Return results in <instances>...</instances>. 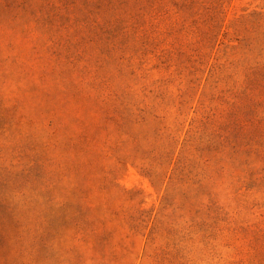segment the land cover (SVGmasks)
Returning <instances> with one entry per match:
<instances>
[{
  "label": "rangeland",
  "instance_id": "374dc122",
  "mask_svg": "<svg viewBox=\"0 0 264 264\" xmlns=\"http://www.w3.org/2000/svg\"><path fill=\"white\" fill-rule=\"evenodd\" d=\"M0 264H264V0H0Z\"/></svg>",
  "mask_w": 264,
  "mask_h": 264
}]
</instances>
